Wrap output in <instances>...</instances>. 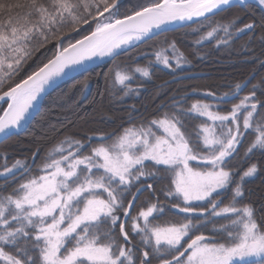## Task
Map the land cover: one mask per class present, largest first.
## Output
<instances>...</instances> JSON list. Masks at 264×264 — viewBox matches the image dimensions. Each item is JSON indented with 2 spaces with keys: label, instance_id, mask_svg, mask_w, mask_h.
Masks as SVG:
<instances>
[{
  "label": "snow or ice",
  "instance_id": "1",
  "mask_svg": "<svg viewBox=\"0 0 264 264\" xmlns=\"http://www.w3.org/2000/svg\"><path fill=\"white\" fill-rule=\"evenodd\" d=\"M124 7V0H0V101L7 104L0 142L26 130L41 94L88 71L94 57L115 60L119 50L170 25L196 34L194 46L214 41L217 47L264 28V0H147ZM49 44L53 55L17 80ZM169 52L171 59L163 54ZM154 55L169 68L172 60L177 67L191 63L175 40L165 39ZM193 55H199L195 47ZM153 64L118 65L112 86L136 92V74L150 79ZM248 83L217 98L238 100L226 111L201 100L185 109L174 100L169 112L95 144L67 136L40 163L39 149L11 165L0 153V264H264V215L258 223L246 202L248 179L259 171L248 162L255 151L264 154V100L256 96L261 85L240 95ZM88 88L86 81L80 85L81 92ZM196 118L204 120L188 132L187 121ZM247 134L253 139L241 155ZM9 184L12 190L4 191ZM145 192L149 198L141 203Z\"/></svg>",
  "mask_w": 264,
  "mask_h": 264
},
{
  "label": "trees",
  "instance_id": "2",
  "mask_svg": "<svg viewBox=\"0 0 264 264\" xmlns=\"http://www.w3.org/2000/svg\"><path fill=\"white\" fill-rule=\"evenodd\" d=\"M146 2L147 0H126L124 2L125 7L121 11H129L134 5ZM227 15H231V13ZM186 30L190 29L186 28L165 35L171 37V34H173V40L191 61V69L184 73H205L210 74L209 76L199 80L187 81L185 82L187 86L176 89L177 92L174 90L165 93L161 97H156L157 91L160 90L158 86L169 80L174 74L172 75L166 70L165 72L164 69L160 70V67L154 63L150 68V79L136 74L131 87L137 89V91L133 92L131 96H126L124 91L121 90V86L117 85L115 88L112 86L114 75L112 70L117 65L129 69L136 66H148L149 61H152L154 56L145 57V53L156 50L145 48L151 41L146 42L122 53L115 60L103 66L69 80L54 90L44 100L39 113L34 117L28 129L24 133L0 144V153L8 154V164L11 165L16 159L31 158L33 152L39 149L40 155L37 157L36 162L40 163V156L45 155L55 144L67 136L79 140L95 138L92 141L95 144L101 136H114L119 134L123 128L133 125L139 126L163 112H169L174 102V100L169 99L173 96L184 95L189 90L205 93L213 92L216 95L218 92L225 93L232 90L231 85L249 80L253 73L256 75L250 80L249 86L246 87L243 95L249 93L252 85H261V90H258L256 95L261 100L264 99V64L261 63V61H264V39H262L264 28H257L255 33L246 32L238 37H233L227 45L219 47L216 46L214 41L194 46L193 41L196 39V34L179 40L181 34ZM72 35L75 36V34ZM65 40L67 41V37ZM194 47L198 49V56L193 55ZM51 49H53V45L49 44L46 48L36 52L33 59L27 62L16 79L26 77V74L33 70L37 64L46 62V59L53 55ZM116 61L118 62L116 63ZM221 62L225 64H221ZM85 81L89 84V88L87 91L81 92L80 85ZM140 88H144L145 91L142 89L139 91ZM175 101H179L187 109L197 100L192 98V100L176 99ZM201 101L210 104L218 103L213 100ZM237 102L238 100L231 101V103L219 102L222 106L220 110L226 111L231 108L232 103ZM5 107L6 105L0 107V115H2ZM203 120V118H196L187 121V131L194 133ZM54 128L57 131H53ZM89 128L96 130L89 132ZM252 139L251 134L246 135V139L242 143L243 147L240 150L241 155ZM248 163L259 166L258 176L254 179H248L246 185L250 193L246 202L252 203L254 208L259 210L257 211V221L259 223L261 222L260 217L264 215V199H262L264 198V182L262 181L264 177V154L259 152L252 154ZM247 166V164L244 165V167ZM151 182L149 180V183ZM2 184L3 180L0 179V185ZM153 187H156V185L153 184ZM11 190V184L4 188L6 192ZM147 198H149V193L145 192L144 196L141 197V203ZM260 205L261 209H259ZM222 223H225V221L220 220L218 226ZM205 234L208 233L205 232Z\"/></svg>",
  "mask_w": 264,
  "mask_h": 264
},
{
  "label": "water",
  "instance_id": "3",
  "mask_svg": "<svg viewBox=\"0 0 264 264\" xmlns=\"http://www.w3.org/2000/svg\"><path fill=\"white\" fill-rule=\"evenodd\" d=\"M125 1H126V0H124V2H125ZM183 28H185V27H177L176 25H170V26H168V29H169V30L166 31V32H164L163 34H165V33H169V32H173V31H176V30H180V29H183ZM163 34H161V35H163ZM159 36H160V35H159ZM156 37H158V36H156ZM156 37H155V38H156ZM152 39H154V38H152ZM152 39H147V40H145V41H140V42L136 43L134 46H131V47H128V48H124V49H121V50H120V54L123 53V52L129 51V50L135 48L136 46H138V45H140V44H142V43H144V42H147V41H149V40H152ZM118 56H119V55H118ZM111 60H112V58H109V59H107V60H103V61H101V60H99V57H94V58L92 59V61H89V62L87 63L88 71L92 70L93 68L100 67V66H102V65H104V64H106V63H108V62L111 61ZM88 71H86V72H88ZM82 73H85V72H83V71H81V72H73V73H71L69 76H66V77H64V78H62V79L57 80L56 83H55L53 86L47 88L46 92L41 94V98H39L38 101H37V108L34 109V110H30V115L28 116V123L25 125L26 130L28 129L29 125L31 124L33 118H34V117L38 114V112L40 111L43 101H44V100H45V99H46V98H47V97H48V96H49V95H50L55 89H57L58 87L62 86L64 83H66L67 81H69L70 79H72V78H74V77H76V76H78V75H80V74H82ZM205 76H206L205 74H188V75H182V76H179V77H177V78H174V79H172V80H169V81H167V82L161 84L160 87H162V86H167V85H170V84L175 83V82H178V81H186V80H191V79H197V78H202V77H205ZM5 104H6L5 102L0 101V107H1V106H4ZM6 108H7V107H6ZM26 130H22L19 134H22V133L25 132ZM19 134H18V135H19ZM14 136H16V135H13L12 137H14ZM12 137H11V138H12ZM8 140H9V139H8ZM5 141H7V140H5ZM5 141L0 142V144L4 143Z\"/></svg>",
  "mask_w": 264,
  "mask_h": 264
},
{
  "label": "rangeland",
  "instance_id": "4",
  "mask_svg": "<svg viewBox=\"0 0 264 264\" xmlns=\"http://www.w3.org/2000/svg\"><path fill=\"white\" fill-rule=\"evenodd\" d=\"M184 30V29H183ZM191 35H195L194 33H191V30H186V31H184L182 34H181V37H180V39L179 40H182V39H184V38H186V37H188V36H191ZM173 34H171V37H168L167 35H164V36H161L160 38H158V39H155V40H151V42L147 45V46H145V48H152V49H154V50H160L161 48H162V46L164 45V41H165V39H167V40H169V41H171V40H173ZM187 41V40H186ZM163 54H166V55H171L170 54V52L169 53H163ZM186 56V55H185ZM187 57V56H186ZM188 58V57H187ZM171 59V58H170ZM189 60V59H188ZM190 61V60H189ZM118 61H116V63H117ZM172 63L174 64L175 63V61L174 60H172ZM224 62H221V64H223ZM157 64V63H156ZM225 64V63H224ZM158 65L160 66V67H162V68H166V69H168V73H170V74H176V73H178L179 72V70H178V67H176V66H172L171 68H169V67H166V66H164L163 64H161V63H158ZM183 65H186L185 67H182V68H180L181 69V71H188V70H190L191 69V63L190 64H183ZM118 66V65H117ZM116 66V67H117ZM121 67V66H120ZM122 68V67H121ZM162 68H160V70H163ZM163 71H165V70H163ZM166 72V71H165ZM222 73V72H221ZM139 75V74H138ZM210 74H208V76H209ZM199 80V79H198ZM187 81H194V80H187ZM187 81H182V82H178V83H175V84H172V85H170V86H167V87H163V88H160V90H158L157 91V93H156V97H161L162 95H164L165 93H170L171 91H174V90H178V88H181V87H185V86H187L186 84L187 83H185V82H187ZM172 86H174V87H172ZM172 87V88H171ZM177 90H176V92H177ZM189 92H190V90H189ZM131 94L132 93H128L126 96H131ZM177 94V93H176ZM175 94V95H176ZM136 95V94H135ZM209 97V98H212V99H215V97H213V96H209V95H206V97ZM216 101V100H215ZM214 105V107L217 105V104H213ZM87 116H89V115H87ZM68 120V119H67ZM246 138V137H245ZM245 140V139H244ZM195 163V162H194Z\"/></svg>",
  "mask_w": 264,
  "mask_h": 264
},
{
  "label": "flooded vegetation",
  "instance_id": "5",
  "mask_svg": "<svg viewBox=\"0 0 264 264\" xmlns=\"http://www.w3.org/2000/svg\"><path fill=\"white\" fill-rule=\"evenodd\" d=\"M157 51V50H156ZM154 53H155V51H147L146 53H145V57L146 56H154V58H153V61L155 62V55H154ZM144 57V56H143ZM172 66H176V64L174 63H172ZM186 65H181L180 67H178V70L179 71H181V69L180 68H182V67H185ZM177 67V66H176ZM182 72V71H181ZM256 74H252V76L250 77V79L248 80L249 81V83H250V80L255 76ZM246 81V80H245ZM249 83H248V85H247V87L249 86ZM233 85H231V87H232ZM141 89L143 90V91H145V89L144 88H140V91H141ZM246 89V88H245ZM245 89H244V91H245ZM230 91H232V90H229L228 92H230ZM244 91L240 94V95H243L244 94ZM201 93H204V94H206L205 92H198V91H195V90H190V92H188V93H185L184 95H179V96H173L171 99H169V100H176V99H178V100H192V98H194L195 100H218L217 98H219V97H221L222 95H223V92H218L217 93V95H215V99H212V98H209L208 96L206 97V96H202V94ZM245 95H247V94H245ZM257 96V95H256ZM260 99V98H259ZM233 100H235V99H233ZM261 100V99H260ZM262 100H264V99H262ZM245 141V140H244ZM243 141V142H244ZM242 144L240 145V147H239V151L242 149ZM257 152H259V151H255L254 153H257ZM253 153V154H254ZM259 153H261V152H259ZM258 166V165H257ZM258 168H259V166H258ZM258 172L255 174V176L254 177H252V178H250V179H254L255 177H257L258 176ZM262 181L264 182V177L262 178ZM259 209H261V205L259 206ZM257 211H259V210H257ZM260 219H261V217H260Z\"/></svg>",
  "mask_w": 264,
  "mask_h": 264
},
{
  "label": "bare ground",
  "instance_id": "6",
  "mask_svg": "<svg viewBox=\"0 0 264 264\" xmlns=\"http://www.w3.org/2000/svg\"><path fill=\"white\" fill-rule=\"evenodd\" d=\"M137 43H138V42H137ZM119 51H120V50H119ZM109 58H111V57H99V60L103 61V60H107V59H109ZM95 130H96V129H95ZM95 130H94V128H91V129L89 128V129H88L89 132H93V131H95Z\"/></svg>",
  "mask_w": 264,
  "mask_h": 264
}]
</instances>
